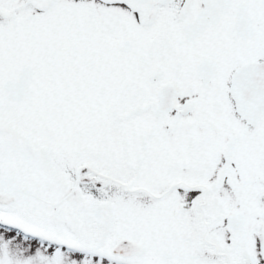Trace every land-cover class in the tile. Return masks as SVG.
<instances>
[{
	"label": "snow or ice",
	"instance_id": "snow-or-ice-1",
	"mask_svg": "<svg viewBox=\"0 0 264 264\" xmlns=\"http://www.w3.org/2000/svg\"><path fill=\"white\" fill-rule=\"evenodd\" d=\"M0 264H264V0H0Z\"/></svg>",
	"mask_w": 264,
	"mask_h": 264
}]
</instances>
